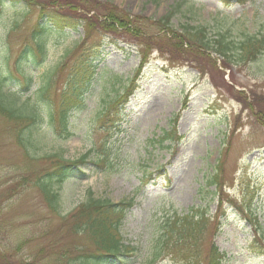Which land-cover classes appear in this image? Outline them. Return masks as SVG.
Here are the masks:
<instances>
[{"label": "rangeland", "instance_id": "374dc122", "mask_svg": "<svg viewBox=\"0 0 264 264\" xmlns=\"http://www.w3.org/2000/svg\"><path fill=\"white\" fill-rule=\"evenodd\" d=\"M32 1L0 8V74L7 91H24V80L32 77L24 99L39 98L46 114V103L74 88L67 77L83 49L101 54L93 64L86 108L70 116L68 139L56 137L45 118L31 139L22 136L33 144L28 157L17 144V126L0 117V252L16 264H79L84 253L97 249L87 236L69 231L70 215L91 195L132 203L119 227L130 250L108 264H187L189 253L165 249L162 237L170 218L191 210L211 217L198 246L202 262L214 246L226 256L224 264H264V127L257 121L264 112V50L255 58L246 50L251 39L264 38V0ZM52 1L81 10L47 6ZM90 1L140 18L132 29L143 37L99 26L87 32ZM70 11L75 26L58 29L54 20ZM169 14V30H205L213 46L229 48L227 57L206 56L193 43L172 56L150 44L140 69L147 38H163L165 48L175 44L159 24ZM40 23L55 28L45 34L46 60L23 62L19 74L15 61L24 46L34 45L32 33ZM47 81L52 85L41 98ZM124 94L126 103L114 104ZM245 99L253 109L243 105ZM116 111L120 119L104 128L105 114ZM177 116L173 142H162ZM85 157L71 179L53 184L59 206L53 212L35 182L59 160Z\"/></svg>", "mask_w": 264, "mask_h": 264}, {"label": "trees", "instance_id": "16d2710c", "mask_svg": "<svg viewBox=\"0 0 264 264\" xmlns=\"http://www.w3.org/2000/svg\"><path fill=\"white\" fill-rule=\"evenodd\" d=\"M7 2L10 3H21L25 2L32 5V0H0V8L4 7ZM94 6L86 11V14L92 15V17L85 18V28L87 32H90L95 27H100L104 30L110 31H124L128 34H133L138 38L143 37L142 31L132 29L134 23L140 18H134L130 15L108 5L97 4L94 1H90ZM46 5V4H45ZM47 6H59L50 2ZM68 7L70 9H81L75 8L74 4L68 6H59V8ZM96 14V16L94 15ZM172 15L169 14L163 18L159 24L164 25V29L167 30L168 36L172 38V43L168 45V48L164 47V40L161 37L147 38L149 45L144 46L141 51L144 56L143 62L140 69L143 68V63L151 52V45H156V49H167L172 56H181L184 54L185 49L190 43H193L199 47L201 52L203 51L206 56L215 53L221 55L225 59L229 53V48L219 43L218 47L213 46L206 40L205 30H200L194 33L192 29L184 30L183 33L178 34L173 30H169L171 26ZM58 29L64 27L72 28L75 26V21L72 17L71 11L65 15H60L59 18L54 20ZM157 26V24L152 25ZM147 29V27L145 26ZM55 30V28L49 27L47 24H38L32 33V40L34 45L24 46L20 51L16 61L15 70L17 73L24 74L21 72L24 64L42 65L46 60V31ZM161 31V30H160ZM159 31V33H160ZM60 32V31H58ZM60 32V35H63ZM167 40L168 36L164 35ZM186 38L188 40H186ZM190 47V46H189ZM246 50L252 56L257 57L264 50V38L256 39L253 38L246 45ZM187 52V51H186ZM100 52L97 49L84 48L80 54L78 62L73 66L71 73L67 77L68 85L74 87L72 90H63L56 103H46L48 107L46 114L39 110L38 103L39 98L24 99V94L27 93L30 87L33 85V78L29 77L23 82L24 91H7L5 89L7 85V79L0 74V117L9 123L14 124L18 128L17 144L21 147L30 157L29 149H33V144L30 141H25L23 138L25 134L28 138L32 136V131L41 127L47 119L48 129L53 134L61 139H68L71 136L69 123L70 116L73 113H79L86 108V98L88 89H90L91 82L94 79L95 69L93 67L94 61L100 56ZM31 61L32 63H28ZM94 72V73H93ZM57 73L54 74V76ZM52 81V80H51ZM51 81H47L46 86L40 91L41 98L46 96L48 89L51 87ZM127 91V90H126ZM129 93V91L127 92ZM128 100V95L125 94L122 98L118 99L114 104L124 105ZM243 105L248 109H253L252 103H248L246 99L243 101ZM112 115L110 112L104 116V128L112 129L119 120L120 112L116 111ZM177 116L174 119V131L167 133L163 136L162 142L173 141L176 135V126L178 123ZM115 121V122H113ZM258 124L264 127V112L259 111L257 114ZM23 136V137H22ZM87 157L78 161H65L59 160L54 168L45 175L38 178L35 182V186L41 192L45 202L49 208L58 213V198L55 192H53V184L61 185L65 181L71 179L76 172L80 164L86 163ZM99 166V165H98ZM210 185H217L211 179ZM132 206V203L123 202L120 204H114L110 201L95 200L90 195L88 200L83 203L76 213L70 215L71 224L69 231L76 234H83L91 239L97 250H94L92 254L84 253L77 262L79 264H108L112 263V260H120L125 257V254L129 252L130 248L122 244V240L119 237V227L123 218L125 217L126 211ZM69 219V220H70ZM66 221L67 219L64 218ZM211 222V217L208 216L206 211L191 210L187 215L182 217L173 216L166 223L164 236L162 237L163 246L165 249L169 247L177 248L178 251L183 250L189 253L190 257L187 259V264H224L226 256L221 254L219 250L213 246L210 250L206 262H202L200 252L198 250L199 243L204 238V232L207 225ZM215 225V223H214ZM214 229L218 232L219 225L216 224ZM128 251V252H127ZM82 253V250L81 252ZM0 264H16L11 263L5 254L0 252Z\"/></svg>", "mask_w": 264, "mask_h": 264}]
</instances>
